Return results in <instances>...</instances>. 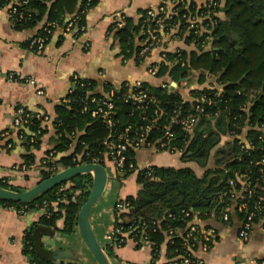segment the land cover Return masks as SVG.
Returning <instances> with one entry per match:
<instances>
[{"label":"trees","instance_id":"trees-1","mask_svg":"<svg viewBox=\"0 0 264 264\" xmlns=\"http://www.w3.org/2000/svg\"><path fill=\"white\" fill-rule=\"evenodd\" d=\"M95 1H92L91 8ZM216 1L222 17L213 26L210 47L198 46V52H180L177 55L178 64L163 66L156 74L158 78L167 75L177 83V90L172 88L168 91L144 84L145 90L155 101L141 110H132L130 104L116 99L114 129L106 128L100 118L92 119L89 114L79 113L77 104H70L69 107L59 103L54 107V120L60 124L58 127L53 126L59 144L54 148L56 153L49 154L40 166L43 170L39 181L59 171V161L55 157L65 154L67 150L70 152L65 157L63 168L74 167L72 157L83 152L101 160L104 151L102 142L115 129L120 132L126 126L131 127L130 137L140 135L143 128L149 127L145 138L147 143L155 146V152H167L168 147L172 150L171 153L175 150L178 152L181 163L179 167L139 168L135 161L136 150L129 149L125 154L124 175L121 178L136 173L138 190L134 196L125 198L127 211L115 214L114 228H122L128 232L130 240L137 247L148 244L152 252L150 264H154L158 258L163 244L170 263L187 255L186 247L183 246L186 225L195 218L205 223L211 219H219L220 211L229 205L225 193L228 181L235 174L244 175L252 183L261 175L259 163L264 158V132L261 131L264 127V0ZM74 6L75 0H49L48 4L41 0H31L25 8L31 19L22 24L17 23V27L32 28L49 20L62 24L67 15L73 12ZM184 11L183 8L178 11L175 19ZM84 18L82 16L81 22H84ZM141 30L140 24L128 17L122 27L114 31L108 28L109 35L118 42V57L132 59L136 66L139 64V47L136 44L141 37ZM186 42L190 43L191 37ZM174 56L167 53L170 60ZM191 73H194V77H190ZM191 78L202 88H191L189 94L183 96L178 89L187 86ZM111 87L113 85L105 81L90 80L87 89L97 92L98 89L106 91ZM218 87H222V90L218 91ZM83 91L85 89L76 86L73 94L82 96ZM124 93L126 90L122 88L121 94ZM201 97H204V101H200ZM196 106L200 110H194ZM157 110L158 114L155 115ZM176 112L181 116L196 117L192 133H186L175 126L169 127ZM21 131L27 152L23 163L30 167L34 164L32 152L39 148V140L45 129L41 119L33 117ZM166 131L172 136L166 137ZM72 132L75 134L73 139L69 137ZM59 134L61 137H58ZM31 137L34 142H29ZM223 137L229 140L222 141ZM240 141H247V145ZM159 143H164L165 147L160 148ZM189 164L201 169V174H197ZM91 184L90 174H80L29 203L0 200V206H9L16 211L25 207V214L34 209L41 210L38 220L27 226L22 234V252L29 264H56L52 254L36 238V231L42 228V233L47 234L53 231L72 233ZM0 188L20 191L1 179ZM169 212L175 217L168 218ZM184 212H189V216L185 217ZM234 214L225 225L233 226L234 222L237 223L236 219L242 216ZM60 219L63 226L57 229L56 222ZM234 227L237 231L238 225ZM170 230L173 231V237L167 239ZM119 238L115 235L107 242L104 247L107 256L116 248ZM259 262L264 264V258Z\"/></svg>","mask_w":264,"mask_h":264},{"label":"crops","instance_id":"crops-1","mask_svg":"<svg viewBox=\"0 0 264 264\" xmlns=\"http://www.w3.org/2000/svg\"><path fill=\"white\" fill-rule=\"evenodd\" d=\"M79 1L75 0L73 12L77 10ZM154 2L155 0H96L85 14L84 22L88 30L84 36L73 40L58 29L49 37L41 52H34L28 48V43L40 31L41 23L32 28L17 27V23L6 12L4 0H0V134H6L0 137L1 180L20 191L31 188L41 178L43 169L40 166L45 158L56 153L54 148L59 144L53 125L50 122L44 123L45 133L39 140V148L32 152L34 164L26 167L23 163L27 154L25 143L12 128L16 108L21 107L33 115L45 114L53 120L54 107L74 87L72 74L89 81H105L113 86L135 79L141 74V69L132 59L126 64L121 62V57H118V42L109 35L108 28L111 17L116 12H123L135 23L143 8ZM85 44H88L87 48ZM9 73L20 78H35L37 85L11 80L8 78ZM38 89L42 91L41 95L36 94ZM187 90L185 87L178 89L183 96H187ZM69 152L67 150L65 154L55 157L59 161V171L64 169L65 157ZM163 154L152 149H140L135 152V161L139 168L181 166L177 155L176 160L168 161ZM103 167L107 175L106 185L90 208L89 222L104 251L107 235L115 225V203L134 196L138 186L135 182L136 173L119 178L111 163H105ZM40 215L41 210L34 209L20 215L12 207L0 206V264H29L22 252V234ZM234 224L227 226L217 218L207 221L206 225L216 230L215 242L209 252L194 253V256L201 257L203 264H260L259 261L264 258V231L256 226L249 240L240 243L234 227L237 223ZM62 226L63 221L60 219L56 222V228L61 229ZM43 231L38 228L36 238L52 254L56 264H96L77 225L70 234L58 231L47 234L42 233ZM106 257L109 264H150L152 252L148 244L137 247L129 240L125 245L114 248L111 255ZM154 264H171L165 254L164 244Z\"/></svg>","mask_w":264,"mask_h":264},{"label":"built area","instance_id":"built-area-1","mask_svg":"<svg viewBox=\"0 0 264 264\" xmlns=\"http://www.w3.org/2000/svg\"><path fill=\"white\" fill-rule=\"evenodd\" d=\"M30 1L5 0L4 7L9 17L15 23L22 24L31 19V15L25 12V8ZM41 1L45 4L49 3V0ZM92 1L80 0L77 10L68 15L62 24L57 21H43L38 34L29 41L28 48L34 52H41L47 44L49 37L58 29L62 31L63 35L71 36L73 40L84 36L88 29L85 22H81V18L90 10ZM182 8L185 11L175 19V16L178 15L177 12ZM218 9L220 7L216 0H155L154 3L148 4L139 13L135 22L136 24H140L142 29L141 37L137 40L136 44L139 47L137 61L139 62V67H141V74L135 79L125 80L118 86L111 87L109 90L103 91L102 89H98L97 92L87 89L89 85L88 80L79 77L77 74H72L71 78L74 87L68 91V94L59 103L69 107L70 104H77V111L79 113L89 114L92 119L100 118L106 128H113L115 126L116 106L114 101L116 99H122L125 104H130L132 110H141L155 101L154 97L145 90L144 84H150L168 91L172 88H176L177 90V83L171 81L167 75L158 78L156 74L163 66L170 67L178 64L177 55L180 52H198V46H202L203 48L210 47L211 40L213 39V26L217 19L222 17V13ZM125 18L126 16L123 12L113 14L109 26L110 30L114 31L122 27ZM188 37H191L190 43L186 42ZM85 47L87 48L88 44H85ZM167 53L175 56L170 60L167 57ZM128 61L121 57L123 64H126ZM181 66H183V63H181ZM8 78L31 86L37 85L35 78H20L13 73H9ZM76 86L85 89L82 96L73 94ZM122 88L126 90V93L121 94ZM191 88L199 89L202 86L198 87L196 84V86L188 88L187 95ZM217 90H222V87H218ZM41 93L42 91L39 89L36 91L37 95H41ZM196 101L198 100L196 99ZM200 101H204V97H201ZM91 106L92 108H90ZM194 110H200L199 106H196ZM154 113L157 115L158 110ZM33 117L38 120L41 119L42 124L50 122L54 127L60 125L59 122H55L54 119L50 120L46 115H33L27 110L18 107L14 112L12 128L18 132L20 138H22L21 129H25ZM196 120V117L193 115L181 116L179 112H176L170 120L169 127L175 126L190 134L194 129ZM262 128L261 131L264 132V127ZM130 130V126H126L120 132H116L115 129L112 135L102 142L104 151L101 154V160L88 152H83L76 157H72L71 163L74 166L87 163H111L116 175L121 178L124 175L125 154L129 149L136 151L140 149L154 150L153 148L155 147L146 142L145 136L149 127L143 128L141 134L136 137L129 136ZM5 135V133H1L0 137ZM165 135L168 138L172 136L168 131H166ZM58 137H61V135L59 134ZM69 137L73 139L75 134L72 132ZM225 140H229V138L223 137L222 141ZM29 142H34V138L31 137ZM240 143L247 145V141H240ZM68 146L71 147V144ZM159 146L160 148L165 147L164 143H159ZM171 151L168 147L167 152H162L170 155H179L176 150L172 152L173 154ZM259 164H261V175L255 182H250L242 174H235L233 179L228 181V190L225 196L229 201V205L221 210L219 214V219L223 224H227L230 216L234 213L242 215L236 219L238 225L236 238L240 243H245L249 240L256 226L264 231V158ZM51 169L54 170V167ZM24 208H20L17 212L20 215L24 214ZM127 208L128 204L125 200H118L114 205V212L115 214H121L126 212ZM184 216H189V212H184ZM167 217L174 218L175 216L169 212ZM115 235L120 237L116 248L125 245L130 240L128 232L123 231L122 228H113L107 235V242ZM183 235V246L186 247L187 255L179 257L177 261L171 264H203L201 257H195L194 253L205 254L209 252L215 242V228L195 218L188 222ZM172 237L173 231L170 230L167 234V239Z\"/></svg>","mask_w":264,"mask_h":264},{"label":"water","instance_id":"water-1","mask_svg":"<svg viewBox=\"0 0 264 264\" xmlns=\"http://www.w3.org/2000/svg\"><path fill=\"white\" fill-rule=\"evenodd\" d=\"M80 174H90L92 178V184L86 201L79 209L77 226L83 242L94 258L95 263L109 264L102 247L94 236L89 222L90 208L103 192L107 181V175L103 165L87 163L84 165L64 168L49 178L39 181L31 188L23 191H11L0 188V200L12 201L16 203H29L41 197L52 188Z\"/></svg>","mask_w":264,"mask_h":264},{"label":"rangeland","instance_id":"rangeland-1","mask_svg":"<svg viewBox=\"0 0 264 264\" xmlns=\"http://www.w3.org/2000/svg\"><path fill=\"white\" fill-rule=\"evenodd\" d=\"M190 77H194V73H191ZM195 84H196L195 79L191 78L190 81L188 82V85L185 86V88L188 89V88H190V87H194V86H196ZM188 86H190V87H188ZM163 155L166 156V158L168 159V161L176 160V156H175V155H172V156H171L170 154H167V153H164ZM166 158H165V159H166ZM189 166H191L192 168H194V169L196 170L197 174H199V175L201 174V172H202L201 169L196 168V167H195L194 165H192V164H191V165L189 164ZM133 243H134V242H133Z\"/></svg>","mask_w":264,"mask_h":264},{"label":"bare ground","instance_id":"bare-ground-1","mask_svg":"<svg viewBox=\"0 0 264 264\" xmlns=\"http://www.w3.org/2000/svg\"><path fill=\"white\" fill-rule=\"evenodd\" d=\"M57 173V172H56Z\"/></svg>","mask_w":264,"mask_h":264}]
</instances>
